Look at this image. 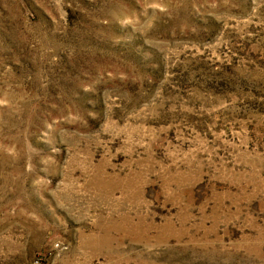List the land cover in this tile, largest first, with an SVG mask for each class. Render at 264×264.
Here are the masks:
<instances>
[{
    "label": "rangeland",
    "instance_id": "374dc122",
    "mask_svg": "<svg viewBox=\"0 0 264 264\" xmlns=\"http://www.w3.org/2000/svg\"><path fill=\"white\" fill-rule=\"evenodd\" d=\"M0 264H264V0H0Z\"/></svg>",
    "mask_w": 264,
    "mask_h": 264
}]
</instances>
